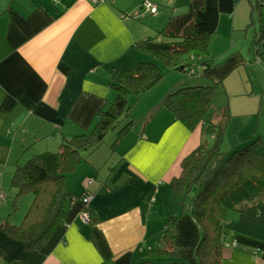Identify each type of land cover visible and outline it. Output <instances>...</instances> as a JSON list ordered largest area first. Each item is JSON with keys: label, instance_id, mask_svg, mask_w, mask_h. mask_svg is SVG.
<instances>
[{"label": "crops", "instance_id": "crops-1", "mask_svg": "<svg viewBox=\"0 0 264 264\" xmlns=\"http://www.w3.org/2000/svg\"><path fill=\"white\" fill-rule=\"evenodd\" d=\"M141 1L0 0V193L9 186L16 164L57 152L113 101L115 93L108 86L112 69L124 70L149 59L134 44L151 37L164 20L158 18L154 0L147 3L154 4L157 13L138 18L144 10ZM250 1L218 0L219 24L207 59L210 68L204 73L194 69L186 83L234 91L232 76L238 68L233 67L242 60L234 55L217 63L230 43L214 44L226 21L233 47L235 34L240 38L236 32L244 25L243 37H248L247 27L258 23L251 21L256 5ZM183 83L181 78L173 87ZM172 89L160 91L155 86L128 98H134L133 119L144 106L142 124L151 121L142 130L145 136H137L119 156L105 143L85 157L73 175L77 190L66 189L61 198L67 209L64 220L40 251L28 250L27 244L0 230V264H141L148 250L163 246L170 211L178 215L172 225L175 261L197 264L194 249L200 236L191 204L188 199L181 208L170 181L180 174L181 160L199 144L200 133L188 131L161 107ZM151 111L156 114L151 116ZM211 118L222 120L221 113ZM257 135L263 139L260 131L251 137ZM88 196L84 204L82 199ZM83 212L89 215L87 224L80 219ZM225 226L248 238L236 248L225 247L222 264H264V200L251 210L229 214Z\"/></svg>", "mask_w": 264, "mask_h": 264}, {"label": "trees", "instance_id": "trees-1", "mask_svg": "<svg viewBox=\"0 0 264 264\" xmlns=\"http://www.w3.org/2000/svg\"><path fill=\"white\" fill-rule=\"evenodd\" d=\"M142 12L138 18L144 13L153 16L157 13L145 9ZM260 16L254 42L258 46L257 61L264 70V22L262 14ZM218 24V0H189L185 12L170 15L154 36L136 42L134 49L153 61L147 59L124 70L110 71L108 86L115 98L95 114L91 125L63 142L57 152H43L15 165L9 184L16 191L12 211L18 209L25 195L32 196V201L18 225L12 224L8 216L0 220V230L7 237L27 244L28 250L40 251L64 220L66 212L61 198L66 190V175L73 173L85 157L105 144L110 133L119 129L110 144L114 152L133 126L129 96L140 97L155 87L163 78L161 66L173 73L187 74L196 68L206 72L210 68L209 44ZM189 84L184 82L174 87L161 104L171 113L173 121L190 132L199 130L200 133L199 144L181 160L180 174L171 179L170 188L176 196L175 201L183 195L178 202L181 208L185 198L190 197L191 216L200 236L194 249L196 263L222 264L223 249L236 248L248 238L225 228L227 217L233 212L251 210L264 200V142L257 135L248 142L242 140L228 152L222 151L229 119L214 122L207 115L212 110L217 86ZM223 111L229 115L228 110ZM216 115L213 113V117ZM0 201L4 205L8 201L4 190L0 193ZM177 218V214L168 218L163 246L148 250L147 259L141 264H154V260L165 258L178 264L172 246L175 237L172 225Z\"/></svg>", "mask_w": 264, "mask_h": 264}, {"label": "rangeland", "instance_id": "rangeland-1", "mask_svg": "<svg viewBox=\"0 0 264 264\" xmlns=\"http://www.w3.org/2000/svg\"><path fill=\"white\" fill-rule=\"evenodd\" d=\"M154 1L157 2L160 9L157 14L158 18L162 17V21L164 20L162 24L160 25L158 24L159 29H157V31H159L164 26L167 18L170 15H176L185 12L188 7L187 3L189 2L188 0H186L187 3L186 6H184L183 0H179V2H177L178 0H154ZM254 2L256 7L251 11V14H253L251 15V21L257 22L259 19H261L260 14L261 12H263V9H261L262 2L261 0H254ZM245 3L247 8L249 9L252 8L251 5H249L246 1ZM236 25L237 23H235V26ZM244 28L245 25L242 27V30ZM247 28H248L247 31L248 37L246 38L243 37L242 30L236 32L239 33L240 38H237L238 34H235L234 40L236 42V46L233 47L232 42L229 39L230 37L229 31L231 29L230 23L229 21H226L224 26L220 28V36H218L217 38L218 40H216L214 44V47H216V45L221 42L223 43V46H225L228 42L230 43L229 48L217 59V63H220L224 60L226 61L227 59L233 57L234 55H237L236 57H239L242 60V65H236L233 67V68H238L232 76L235 79L233 85H236L234 86V91H227L222 85H217L216 94L213 99V106L211 108L212 110L207 114L208 116L209 115L211 116L213 113L215 114L221 113L222 120H226V117L227 119H229L228 122L229 126L227 128L225 140L221 148L222 151L225 152L234 149L237 145H239V143L242 140L247 139L246 142H248L251 139V136L256 133V131L262 132L263 142H264V70L261 64H259L257 61L258 57L255 55V50L257 48L256 47L257 45L253 42L254 34L258 33L259 26L258 23H256L255 25H249ZM156 32L152 36H154ZM213 37L211 38L209 44V56L212 47L211 41ZM220 48H222V46ZM148 58H149L148 61H153L150 57ZM161 68L163 72V78L156 85L160 91H163L167 88L168 89L174 88L175 86L173 87V85H175L181 78L184 79L185 82L187 81L186 79L190 80V78L193 77L192 75H188L182 72H174V73L169 72L163 66H161ZM165 92L167 91H164V93ZM133 102H134V98H131V100L128 101L130 106L133 105ZM143 107L142 109L136 110L131 131L122 139L121 143H119L116 146L114 150L115 155L119 156L121 153L128 150V148H130L133 142L136 141L137 136L139 135L145 136L143 135L142 130L143 129L146 130L148 125L151 123V121L147 123L148 125L146 124L144 126L145 128L142 127L143 125L142 119L144 116ZM223 110H228L229 115L227 113L224 114ZM155 114L156 111H151L150 113L151 116H154ZM139 115H141V118H139ZM152 118L153 117H151L150 119ZM117 131L115 133H110L108 135L105 142L107 145L110 146V144H112L113 140L115 139ZM24 162H26V159H24V161H22L21 163ZM73 175L74 172L67 174L65 178V188L68 189L70 192L76 191L78 188L77 180L74 179ZM4 193L8 197V201L5 202L6 205H4L0 201V220L10 216V222L13 221L15 225H18L21 222L24 214L26 213L28 207L31 204L32 196L25 195L21 199L18 205V209L15 212H13L11 208L12 199L14 198V194L16 193V191L11 189L10 186H7L4 189ZM182 198L183 195H180L176 198V200L178 202H181ZM189 198L190 197L187 196L183 201V203L187 201ZM170 201H172V199H170ZM174 209L178 210V207H175ZM64 211L66 212L67 209H64ZM169 214H170L169 217H171L176 213L175 211L174 212L170 211ZM230 219L231 217H229V220ZM171 262L172 261L170 258H165L159 261L158 264H172Z\"/></svg>", "mask_w": 264, "mask_h": 264}, {"label": "built area", "instance_id": "built-area-1", "mask_svg": "<svg viewBox=\"0 0 264 264\" xmlns=\"http://www.w3.org/2000/svg\"><path fill=\"white\" fill-rule=\"evenodd\" d=\"M106 0H92V2L94 4H100V3H104ZM148 1L144 2L143 4V9L145 10H148L152 13H155L157 12V7L154 5V4H151V3H147ZM142 7V6H141ZM142 13L141 12H138L137 15H141ZM195 72H194V69H191L187 74L188 75H193ZM83 203L84 204H87V202L89 201V196L88 197H84L82 199ZM80 219L83 223H89L90 221V218H89V215L87 212H83L80 216Z\"/></svg>", "mask_w": 264, "mask_h": 264}]
</instances>
